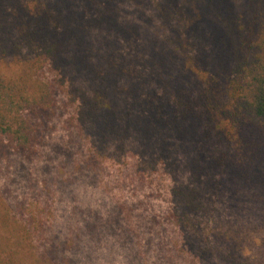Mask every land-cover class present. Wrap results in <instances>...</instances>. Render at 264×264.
Segmentation results:
<instances>
[{"label":"trees","instance_id":"1","mask_svg":"<svg viewBox=\"0 0 264 264\" xmlns=\"http://www.w3.org/2000/svg\"><path fill=\"white\" fill-rule=\"evenodd\" d=\"M126 1L0 0V60L16 70H0V161L30 190L0 189V264L55 261L65 242L43 232L50 193L76 200L104 159L264 184V0H128L123 20ZM182 188V207L200 208ZM79 204V240L120 224L116 206L104 221V207Z\"/></svg>","mask_w":264,"mask_h":264},{"label":"rangeland","instance_id":"2","mask_svg":"<svg viewBox=\"0 0 264 264\" xmlns=\"http://www.w3.org/2000/svg\"><path fill=\"white\" fill-rule=\"evenodd\" d=\"M133 9L127 0L122 19L132 20ZM0 70L16 72L10 60H0ZM54 140L61 142L59 135ZM135 161L104 159L99 176L86 180L76 200L50 193L43 232L65 242L52 264H264V184L236 180L220 168H185L179 160L171 170L156 167L145 176L132 167ZM14 172L0 161V189L7 186L14 200L27 199L30 190L19 185ZM179 187L200 192V208L187 212L177 197ZM79 203L104 207V221L116 206L120 224L79 240L83 223L69 215ZM9 237L0 226V239L8 244ZM37 245L43 249L42 240Z\"/></svg>","mask_w":264,"mask_h":264}]
</instances>
